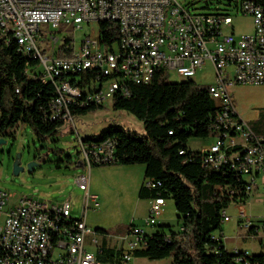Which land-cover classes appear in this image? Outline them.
<instances>
[{"label": "built area", "instance_id": "1", "mask_svg": "<svg viewBox=\"0 0 264 264\" xmlns=\"http://www.w3.org/2000/svg\"><path fill=\"white\" fill-rule=\"evenodd\" d=\"M240 14L252 18L251 33L238 34L229 12L192 10L183 0H0V37L14 41L23 54L39 60L40 73L33 77L55 86L49 120L73 128L76 107L105 106L118 93L130 97L132 85L150 84L168 72L190 79L210 61L216 82L209 85V93L218 110L203 164L233 179L217 187L229 200L222 210V223L231 220L228 209L235 207L238 226L246 230L242 237L247 240L255 238L250 230L258 234L264 228V218L255 219L247 209L255 195L264 207V135L243 132L246 120L229 87L264 85V10L246 0L235 8V15ZM102 22L118 25L117 40L103 41ZM94 23L96 31L86 35L79 48L73 42L69 54L59 55L60 46L69 39L63 38L57 47L63 25L77 29ZM79 143L89 172L92 162L116 159L115 139L85 143L79 138ZM76 182L86 191L80 218L72 216L70 201L47 205L22 196L10 207L0 226V264H102L98 253L103 252V245H98L96 253L87 247V239L95 232L86 223V213L91 201L98 206L97 196L88 192V175H78ZM147 184L156 186L152 181ZM8 199V192L0 189V214ZM166 203L161 196L150 199L148 226L157 224ZM144 236L142 226L132 225L127 236L106 248L118 251L119 264H131L133 251L141 248ZM212 239L224 242V233L213 234ZM229 251L235 253V264H264V259L248 260L247 249Z\"/></svg>", "mask_w": 264, "mask_h": 264}, {"label": "trees", "instance_id": "2", "mask_svg": "<svg viewBox=\"0 0 264 264\" xmlns=\"http://www.w3.org/2000/svg\"><path fill=\"white\" fill-rule=\"evenodd\" d=\"M243 1L246 0H235L234 7L237 8ZM253 1L264 10V0ZM206 7L209 8V5ZM100 32L106 43L118 39L115 22H102ZM73 42V38L66 40L59 48V55L69 54ZM39 65V60L23 54L14 41L7 42L0 37L1 134H6L9 128L25 124L38 139L45 141L63 129V122L49 120L47 115L55 86L33 77V73H40ZM79 77L83 78V74ZM111 104L114 110L127 111L139 119L143 132L112 125L99 136L82 138L85 143L106 139L117 142L115 161L103 164L92 162L91 167L145 165L139 198L161 196L173 199L182 224L177 231L170 225H163L151 234L145 232L144 243L133 251V256L150 260L172 258V264H235V253L229 251L224 242L212 239L213 234L223 232L222 210L229 202L218 193L217 187L233 183V179L221 169L204 166V150L188 147L191 137L208 138L215 133L212 125L218 107L209 93V85L199 84L191 78L174 83L157 78L150 84L132 85L130 97L116 94ZM103 107H76L73 114L78 118ZM249 124L256 134L264 135V110ZM54 152L63 153L62 150ZM66 161L71 163L72 157L67 155ZM76 165L86 168L83 160H78ZM148 181L156 186H149ZM96 231L107 234L102 228ZM250 232L257 235L253 229ZM105 243L98 259L119 264L118 251L106 248ZM259 259H264V250L254 254L252 260Z\"/></svg>", "mask_w": 264, "mask_h": 264}, {"label": "rangeland", "instance_id": "3", "mask_svg": "<svg viewBox=\"0 0 264 264\" xmlns=\"http://www.w3.org/2000/svg\"><path fill=\"white\" fill-rule=\"evenodd\" d=\"M183 3L196 11L229 12L234 17L235 30L238 34L253 31L250 16L235 15V0H183ZM206 5H209V8ZM97 27L96 23L92 27L83 24L82 28L77 29L73 25H63L58 32L61 40L57 47L61 45L63 38H73L75 47L79 48L82 39L92 30L96 31ZM225 31H230V28H225ZM191 79L202 85L214 84L216 78L212 63L207 61ZM165 80L174 83L184 80V77L168 72ZM232 91L238 102L237 110L243 119L252 122L257 117L258 107L262 105L261 102L257 104L254 99L264 93V85L239 84ZM112 125L143 132V124L139 119L127 111L114 110L111 102H108L103 108L76 118V128L66 124L60 133L45 141L38 139L32 129L25 124L9 128L6 134L0 133V140H4L0 144V189L9 194L6 207L17 204L22 196L31 197L47 205L70 201L72 216L80 218L86 191L77 184L76 177L82 174L88 175L89 170L76 165L78 160H82L79 138L99 136ZM212 141V137H191L188 147L203 151ZM57 150H62L63 153H55L54 151ZM67 155L72 157L71 163L66 161ZM17 159L22 167L18 175L14 173V163ZM143 167V164L131 166L108 164L91 167L89 193L97 196L98 206L95 207L94 202L91 201L86 213V223L95 232L87 239L89 250L96 253L98 245H104V242L116 244L118 238L127 236L131 225L142 226L147 234L155 232L163 225H170L175 231L181 229L180 214L171 198L166 199V206L158 217L157 224L154 226L146 224L150 201L140 199L138 190L131 183L134 177L138 178V174L143 172ZM247 209L255 219L264 218V207L258 196L251 197ZM228 214L231 220L222 224L226 248L233 250L235 247H240L249 250L250 254L263 251L264 228L260 229L255 238L244 240L242 236L246 235V230L238 226L236 208L230 207ZM97 228L106 230L107 234L96 231ZM218 233H221V230H218ZM93 239H97V243L92 242ZM102 264H111V262L103 261ZM131 264H172V258L150 260L133 256Z\"/></svg>", "mask_w": 264, "mask_h": 264}, {"label": "crops", "instance_id": "4", "mask_svg": "<svg viewBox=\"0 0 264 264\" xmlns=\"http://www.w3.org/2000/svg\"><path fill=\"white\" fill-rule=\"evenodd\" d=\"M235 26V25H234ZM236 86H239V85H234V86H230L229 87V92L232 94V96H233V98H234V101H235V104H236V107H237V105H238V102H237V100H236V98H235V96H234V92L232 91V89L234 88V87H236ZM238 89V88H237ZM240 90V89H239ZM239 90H237V91H239ZM236 91V90H235ZM254 101L258 104V102H261L260 104H262V105H260V107H258L259 108V111L257 112V117H256V119L258 118V116H259V114H260V112L262 111V110H264V93L263 94H261V95H259V96H257L255 99H254ZM243 111H244V109H243ZM239 112V111H238ZM241 115V114H240ZM256 119H254L253 121H255ZM248 123H251V121H248V120H246ZM127 166H131V165H127ZM141 169V168H140ZM143 169V172H145V165H144V167L142 168ZM143 172H141V173H139L138 175H139V177L137 178H133L132 179V181H131V183L133 184V186L136 188V190H138V192H139V189H140V187H141V184L143 183V181H144V178L142 177V174H143ZM88 176H89V185H88V192H90V188H91V174H90V172H89V174H88ZM149 201H150V199H149ZM8 204V203H7ZM6 204V205H7ZM16 204V203H15ZM15 204H11L10 206H8V207H6V205L4 206V208H3V211H2V213L0 214V226L1 225H3V223H4V220H5V217H6V212L10 209V207H13ZM149 207H150V205H149ZM148 213H149V210H148ZM147 218V217H146ZM139 226V225H138ZM146 232V231H145ZM105 243V242H104ZM106 245V247H111L112 245H114L115 243H110V244H108V243H105Z\"/></svg>", "mask_w": 264, "mask_h": 264}, {"label": "bare ground", "instance_id": "5", "mask_svg": "<svg viewBox=\"0 0 264 264\" xmlns=\"http://www.w3.org/2000/svg\"><path fill=\"white\" fill-rule=\"evenodd\" d=\"M243 132L248 135H257L251 128L250 124L246 121L243 123ZM254 258V254L248 253V260H252Z\"/></svg>", "mask_w": 264, "mask_h": 264}, {"label": "water", "instance_id": "6", "mask_svg": "<svg viewBox=\"0 0 264 264\" xmlns=\"http://www.w3.org/2000/svg\"><path fill=\"white\" fill-rule=\"evenodd\" d=\"M4 142V140H0V144ZM20 158V156L18 155V159ZM18 159L16 160V162L14 163V173L16 175H18L20 173V171L22 170V167L19 165V161Z\"/></svg>", "mask_w": 264, "mask_h": 264}]
</instances>
